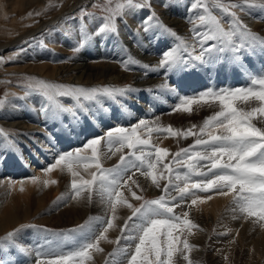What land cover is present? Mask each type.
Masks as SVG:
<instances>
[{
	"label": "snow or ice",
	"instance_id": "snow-or-ice-1",
	"mask_svg": "<svg viewBox=\"0 0 264 264\" xmlns=\"http://www.w3.org/2000/svg\"><path fill=\"white\" fill-rule=\"evenodd\" d=\"M254 7L264 10V0H236L229 3L225 0H194L188 9L193 13L189 18L192 25L189 29L192 43H189L160 21L151 7V0H122L115 8H105L107 14L100 17L103 23L94 32L81 31L78 44L72 50L79 53L93 38L106 34L118 35V19L122 20L137 9L147 8L149 15L140 22L137 30L142 29L144 33L161 30L177 42L161 53L156 66L142 64L128 55L122 61L125 69L142 67L146 75L160 70L168 76L170 73L192 71L197 67L210 69L221 57L239 66L246 55L255 54L257 50L264 53V37L253 32L235 11L239 9L243 12L246 8ZM81 13V19L93 15L84 9H81ZM137 46H140L139 42ZM9 59H15V56ZM0 62H3L2 57ZM248 81V86L221 89L209 87L196 96H179V103L173 111L191 113L193 105L219 103L220 110L206 117L198 131L193 130L195 125L181 130L170 125H150L145 119H140L130 127L118 125L108 128L102 136L88 139L82 148L59 153L55 162L43 171L48 173L57 166H65L72 176L70 188L73 199L83 198V194L87 193L88 201L92 202L96 196L110 208L111 215L106 220L105 217L90 216L83 223L58 232L41 228L42 232L52 233V238L44 237L42 243L38 241L35 244L16 239L17 234L24 229L36 227L21 224L19 228L0 237V250L11 246L26 258L34 254V264H89L93 260V251H103L99 242L107 240L106 233L114 227L117 207L124 206L131 209V215L120 228L121 235L114 241L117 247L109 253L110 259L106 264H123L125 259L127 264H173L174 254L187 252L192 247L187 238H182L181 233L185 230L191 232L197 227L188 219L187 212L183 218L175 215L174 209L178 207L176 202L183 203L191 196L195 197L191 204L196 205L212 198H202L197 195L198 192L231 196L234 213L238 212L244 220L259 223L264 228V126H257L254 122L259 121L264 125V73H250ZM23 87L24 95L18 98L39 96L42 100L39 106L41 115L53 120L68 114L76 119L80 113H89L90 104L99 105L104 98L116 101L133 91L129 86L86 88L36 77H28ZM169 91H175V88ZM65 100L71 102L66 103ZM250 100L259 101V107L246 112L235 106L236 101ZM8 102L7 97H0V107ZM154 134L157 137L166 134L173 138L187 139L193 136L196 139L187 148L171 153V159L165 162L169 149L153 143ZM0 135L8 134L0 130ZM104 146L112 155L121 153L117 164L110 168H105L101 162L102 156L106 155L102 151ZM13 147L14 142L8 140L6 149ZM125 148L127 152L123 151ZM160 166L166 170L167 175L160 170ZM81 167L85 170L94 167L96 170L91 172L90 179H85L76 170ZM133 169L149 178L156 188H161L160 180H165L164 194L155 199H144L132 191L130 185L139 187L133 176L128 175ZM125 176L127 179H124ZM28 179L33 183L39 181L36 176ZM50 183L57 181H43L44 187ZM121 187H127L134 199L142 201L138 207L123 197ZM173 191L174 196L171 195ZM169 196L170 199L167 198ZM64 199L62 194L57 202H63ZM239 218L238 215L233 216V219ZM98 226L102 228L99 234ZM137 239L138 242H135ZM133 242L134 251L129 255ZM183 258L188 260L187 255Z\"/></svg>",
	"mask_w": 264,
	"mask_h": 264
},
{
	"label": "rangeland",
	"instance_id": "rangeland-1",
	"mask_svg": "<svg viewBox=\"0 0 264 264\" xmlns=\"http://www.w3.org/2000/svg\"><path fill=\"white\" fill-rule=\"evenodd\" d=\"M14 1L15 0H0V45H6L3 49L2 48L0 49V57L3 58V62H0V97H7L9 101L3 107H0V120L1 119L4 120L11 113H14L17 111L19 112L21 110H22L23 115H25L24 111L27 109H28L27 114L33 111L40 113L39 106L42 103V100L39 96L32 95L28 97L27 99L18 98V97H23L24 95L25 88L23 87V85L27 83L28 77H36V78L44 79L46 81L63 83V84H68V85L83 86L86 88L98 87V86H110V87L129 86L133 91L135 90V87H133V85L135 84L134 83L135 79H134V75L132 71L136 70V68L132 67L131 70H127L123 67L122 63L120 62L119 64L122 66V71L131 72L130 73L131 76L127 79L117 81V82L113 81L112 79L111 80L107 79V80L101 81L100 83H96V82L73 83V82L64 80L60 77L51 78L50 76H48V72H47L48 68L46 70L43 68L41 72V70H39L40 68L39 69L33 68L34 69L33 70V69H30V67L32 65L33 66L34 65L39 66L40 64L42 65L43 62L46 63L47 65L48 64H51V65L65 64L66 66L67 65L70 66L73 60L75 59V57L80 56L82 54L85 55L87 51L92 48L94 41L105 38V37H113V38L115 37V39H117L119 38V36L123 34H127L129 30L132 28L131 27L132 24H135L134 32L136 34L144 33L142 29H140L139 31L137 29H138V25L140 24V22L147 15H149V10L147 8L137 9L134 11V13H129L122 20L118 19L117 24H118L120 35L119 34L118 35H107L106 34L102 37L93 38L91 42L88 43L87 46L84 47L79 53H74L72 49L73 47L77 46L81 31H85L86 33L94 32L97 29V27H99L103 23L100 17L107 14L105 12V8L106 7L115 8L116 4L122 2V0H70L68 2L69 4L66 3L65 0H42V4L41 2H39L37 5L32 6L33 8L32 7L24 8L21 5L18 6L16 5V3H14ZM53 2L55 5L53 4ZM193 2L194 0H151V7L156 12L160 21L164 25H166L167 27H170L177 33V30L172 25L168 24L167 20L163 18L162 14L167 13V11H171L174 5H178V4H183L189 9L191 3ZM225 2L226 3L236 2V0H225ZM63 4H66V6L64 9L63 17L60 21L53 22L50 25L48 24L45 29H43L42 31L38 33H35L34 35L24 37L20 41L16 40L17 38L22 36V34L27 33L30 29H32L35 23L41 22L43 19L45 20L51 17V15L54 14V12ZM165 4H167L168 6L164 7ZM81 9H84L86 12L92 13L93 15L91 17L85 16L83 17V19H81L82 17ZM249 10L250 8H246L245 11L243 12L239 11V9L235 10L237 11L238 15L241 17L243 22L248 27L249 25L244 21V16H246ZM262 11L264 15V10ZM174 13L177 14L176 12ZM253 32L258 33L257 30H253ZM177 35L180 36L178 33ZM65 44L66 46L69 47V52L67 56L66 55L63 56V52L65 50L62 49L63 51H60L61 50L60 48L61 47L63 48V45ZM88 53L90 52L88 51ZM12 56H15V59L10 60L9 58ZM96 59H99V58H95V60ZM220 59L221 60H218L217 63L214 64L215 66L213 67V69H211L213 65L211 66L210 69L199 67L198 71L196 72L194 76L190 75V71L178 73L179 75H177L176 73H170V77L168 78V80H165V81L162 80L161 85L163 86L161 87L153 86V87L146 88V89L144 87L136 89V91H138L140 95L142 93L145 96V98L139 97L138 101L135 102L136 104H138V106H135V107L142 108V110L138 109V112L140 113V115H142L140 118L145 119L146 121L150 123V125H154V126L167 127L170 125L174 129H181V130L192 128L193 126H187V123H188V120L186 119L187 117L193 118L194 120H191L190 122L191 124L195 125L196 122H200L199 118H204L202 117V115H199L201 110L206 109V111H209L208 114H210L211 116L216 111L220 110V105L218 102L212 103L210 105H193V111L191 113L173 111V108L175 107V105L179 103V96H183V95L196 96L200 92L206 90L209 87L213 88V85H212L213 80L218 74L220 75L221 79L218 78V81H220V83L218 84L217 89H221V88H235V87H241V86H248V83H249L248 75L250 73H264V53H261L259 50H257L255 54L246 55L245 59L242 62V65H239V66L234 65V67L238 69L236 70L238 76L234 79H232L231 76L229 75L231 73L229 69L231 65L233 64L225 60L223 57H221ZM113 60L114 59H112V61ZM223 63L224 65H222ZM219 65H222V66L219 67ZM226 67H229V69L227 68L228 72L226 71ZM241 67H243V69ZM212 75H214V77H211ZM173 87L175 88V91H169V89ZM12 94H15V96H13ZM131 94L132 93H128L126 96L119 97L116 101L112 102L116 107L119 108L118 114L120 115V117L116 120L113 118L117 117V113L114 112L113 114H110L112 116H109V114L104 113L105 108L103 109V107L106 106V102H104L105 101L104 99H101L100 104L98 105L99 107L97 106V104H90L89 113L87 114L80 113L79 116L75 119V124L76 122L78 123V121H80L78 124L81 127L84 125L83 120H86L88 122L90 121L94 124V125L92 124L93 131L91 132L89 130V133L84 134L82 132L83 128H81L77 132L74 130L75 135L77 134L78 135H77L76 140H74L75 145L73 146H76V148H82L83 144L86 143L88 139H91L95 136H102L103 132L100 131L101 128L99 127V125L104 126L107 129L116 127L117 125H115V121L117 120H120L121 122L119 126H124V127L129 126L130 127L132 124H136L140 119L134 120L135 116L130 114L128 109L124 110L123 108L127 104H122V101L126 103L129 102V97L131 96ZM65 102L70 103L71 101L65 100ZM141 102L145 104L141 105ZM129 103L133 104L134 102L130 101ZM235 106L247 112V111H251V109L254 107H259V101H255V100H250L247 102L236 101ZM96 108H102V109L97 111ZM68 119L69 117H60V118L55 119L56 121L53 120L55 121L54 123H56L54 126V129H57L59 131L60 129L59 122H64L63 125H65L66 120ZM49 125H51V123L49 124V119H48V122L46 121L45 123L42 124V126L45 127L47 131L51 129V126L49 127ZM3 126L4 125L0 124V130H3V132L7 133L8 135L7 136L0 135V143H2V149L0 150L1 151L0 152V209H2L6 205V203L14 200L12 199L13 194L19 195L20 193L19 189L21 190V187H22L19 182L25 181L24 177L21 178V176H15L17 174L16 169L21 168V165H19V162L16 160V156L20 157L18 153L16 152L17 148L20 147L23 150H27L26 148L27 142L32 145L33 144L32 140L36 138V136H39V137L42 136L41 133H36L32 137L30 136L27 142L24 143L23 141H20V138L18 137L20 133L15 134L12 131H4L5 128H3ZM76 126L78 127V125ZM195 126L196 127L193 130L198 131L199 130L198 125H195ZM257 126L259 125L257 124ZM71 127H73V123L68 124L66 126V129L67 128L70 129ZM56 133L57 131L55 133H52L54 134L53 137L56 136ZM161 135L165 136L166 134L164 135L161 134ZM161 135H159L158 137H160ZM158 137L155 134L153 135V138H152L153 143L158 144L160 147H165L169 149V156L166 158L165 162L171 159V153H176L181 148H187L189 145H192L194 143L193 142L187 145L183 143V138L171 137L172 138L171 142L173 144L172 143L163 144V143H160V141L157 142L156 139ZM191 137L196 138L193 136ZM8 140H12L15 144V147L11 149H6ZM51 140H52V143L57 145L55 139L52 138ZM169 145L170 147H167ZM67 147L68 149H71V144L68 143ZM61 148H63L61 147V145L57 148L58 150L56 152V155L59 154V151L61 150ZM106 150H107V147L102 149L103 152L104 151L106 152ZM123 151L127 152L128 150L125 148ZM25 153L26 151L22 152V154H25ZM87 154L90 155V152H87ZM120 155L121 153L117 152L115 155H113L114 158L112 157L113 159L111 158L110 161L107 160L106 155L105 156L103 155L101 159L102 165L105 168L112 167L113 165L117 164ZM54 158L56 159V156H50V158L48 159V164L54 163L55 162ZM40 167H42V169L44 168L42 164ZM58 167L57 169L59 170V172H62L60 176L63 175L64 178H67L65 179V181H67L66 184H68V186H66V189L68 190L67 193H70L69 195H71L70 196L71 201L63 200V202L58 203L57 202L58 200L56 201V199H51L47 201L46 203H44L41 208L36 210L37 212L35 211V209L37 208L32 206L31 207L32 214H30L29 216L30 218L28 217L25 221H22L16 225L9 227L7 230L0 232V237L5 236L8 232L12 231L13 229L19 228L21 224L34 225L36 227H30L18 233L16 239L22 242L23 240H25V238L26 240H28L27 237L30 236L31 239H29L28 242H24V243L31 242L35 244L38 241L42 243L44 237L52 238V233L42 232L40 231L41 228H46V229L53 230V232H58L60 230H67V229L73 228L83 223L88 218V217H85L84 219H82V221H79L78 223H76L75 220H72V221L65 220V217L60 218V216L63 215L61 214L62 209H63L62 207L68 204L80 203L79 201L81 200L73 199V194L70 188V182H71L72 176L67 171V168L63 165L58 166ZM12 170L13 172H11ZM76 170H78L80 174L84 176L85 179H90L91 172L95 171L96 169L92 167V168L85 170L84 168L81 167ZM160 170H162L164 174L167 175L166 170H163L162 166H160ZM128 175L133 176V179L136 180V182L139 184L138 188L135 185H130L132 191H135L137 195L142 196L144 199H155L161 196L162 194H164L163 185L164 183H166L165 180H160L161 188H156L154 185H152L150 179L147 180L148 179L147 177H146V180L149 183L145 182L146 180H143V181L140 180V178H142L141 174L139 172H135L134 169L132 170V172H129ZM57 176H58V180L54 179L56 176L52 179V180L57 181V183L56 184L54 183V185L53 183H51L50 186L52 185L56 186L60 184L61 181L59 182V180L60 178L62 179V176L60 178H59V175ZM15 179L20 184L18 185V190H16V192H14L15 190L14 186L12 185L10 186V181H14ZM124 179H127V176H125ZM59 188L60 189L57 191L58 195L56 194V197L54 198H57V196L61 197V195L64 193V192L62 193L63 191V189L61 190L62 187H59ZM154 189L155 190L157 189V190L154 191ZM67 190H64V191H67ZM120 190L123 193V197L126 198L134 207H138L140 203L142 202V201L134 199L131 195V192L128 190L127 187H121ZM172 193L173 194L171 195L174 196L175 195L174 192ZM14 198L16 199V197ZM83 199H85L88 206H90L89 207L90 209H96L94 204L101 203L100 199L96 196L93 197L92 202H89L87 199V193ZM176 203L178 204V202ZM101 205L105 208L104 210H106L105 204L101 203ZM178 207L174 209L175 215H178L181 218H183V214L187 212L189 214L188 219H190L191 221L194 220L193 217H191L192 219L190 218L189 206L184 212L183 210L180 209L179 205ZM126 209L127 210L125 212L128 213L127 216L126 215L124 216V212L121 213V212H118L117 210L116 212L117 219L114 221V224L116 223L117 224L114 229V232L109 233V234L106 233L107 240H102L99 242V245L103 249V251L101 252L93 251L92 252L93 260L89 262V264H106V261L110 259L109 253H111L113 249L117 247L114 241H116V238L121 235L120 228L124 225L123 222L127 219V217L131 215V209L130 210L129 208H126ZM199 210L200 209L196 211L201 213L202 211L201 210L199 211ZM99 213L100 211L98 213L95 212V215H92V217H98ZM109 215H111V212H109ZM100 216L104 217V215L103 216L100 215ZM205 222H206V217L199 219L198 228L200 230L202 229L205 231L207 230L206 232L208 233V236H211V238L217 237V236H214L215 234H217V231H218L217 226H212L210 227V230H208ZM101 230L102 228L98 226L97 234H99V231ZM116 232L118 233L115 234ZM206 232H204L205 235H206ZM21 233L25 235L24 238L23 236L22 238H18V235L19 234L21 235ZM217 235H222V234H217ZM108 241H113V243H108ZM135 242H138V239ZM135 242H133L132 247L129 250V255L131 254V251H134ZM107 244H110L109 248ZM189 244L191 245L190 242ZM121 246H123V243L121 244ZM180 247L182 248V244L180 245ZM201 247H202L201 245L199 246V245L194 244L187 252H178L174 254L173 264H237L234 261H232L229 257L226 258V255H224L222 259L220 258V260L215 263L207 262L206 259H204V257H202L200 254L203 252ZM184 255L188 256V260H185L183 258ZM215 255L218 256V254H215ZM32 260H34V254H33V257L28 259L23 254L19 253L15 248H12L11 246L3 247L2 250H0V264H11V262L13 261L15 262V264H34V261ZM123 264H127L126 259L123 261Z\"/></svg>",
	"mask_w": 264,
	"mask_h": 264
},
{
	"label": "bare ground",
	"instance_id": "bare-ground-1",
	"mask_svg": "<svg viewBox=\"0 0 264 264\" xmlns=\"http://www.w3.org/2000/svg\"><path fill=\"white\" fill-rule=\"evenodd\" d=\"M65 1L66 3H68L70 0H65ZM39 2H41L42 4V0H15L14 1L16 5L18 6L21 5L24 8L25 7L30 8L32 6H35ZM65 6L66 4L61 5L59 8L57 7L58 9L54 12V14L51 15V17L45 20L43 19L41 22L35 23L34 24L35 26L33 25L32 29H30L27 33L22 34V36L20 37L18 36L19 38H17L16 40L20 41L24 37L34 35L35 33H38L42 31L43 29H45L48 24L50 25L53 22L60 21L63 17ZM174 12H176L177 14H175ZM162 15H163V18L167 20L168 24L172 25L177 30V33L180 36H182V38H184L185 40H188L189 43H192L191 33L189 31L192 25L189 23V18L193 16V13H190L188 11V8L185 5L183 4L174 5L171 11H167V13H164ZM244 21L249 25V28L252 29V31L257 30L258 35L264 36V22H263L264 15H263V11L260 8H255V7L250 8L249 12L246 14V16H244ZM134 25L135 24L131 25L132 28L129 30L127 34H123L119 36V38L117 39H115V37L114 38L105 37V38L94 41L92 48L88 50L90 53H88L87 51L85 55L82 54L80 56L75 57L74 60L72 59L73 62L70 66L68 65L66 66L65 64L63 65L48 64L47 65L46 63L43 62L42 65L40 64L39 66L32 65L30 69L40 68L39 70H41L42 72L43 68L45 70L48 68V71H47L48 76H50L51 78L60 77L64 80H67L73 83H81V82L100 83L101 81L107 80V79L109 80L112 79L113 81L117 82V81L127 79L131 76L130 74L131 72L129 71L123 72L122 66L119 64V62L122 63L124 59H127L126 56L131 55L135 59L141 61L142 64H149L150 66L154 67L158 64L159 59L161 58V53L164 50L168 49L169 47L174 46V44L176 43V40L174 37L168 35L167 33L162 32L161 30H154V32L136 34L134 32ZM138 42L140 43L139 47L137 46ZM5 46L6 45H0V49L1 48L3 49ZM60 49H61L60 51H63V50L67 51V52L65 51L63 52V56L64 55L67 56L69 52V47L66 46L65 44L63 45V48L61 47ZM95 58H99V59L95 60ZM112 59L114 60L112 61ZM231 67H230L231 73L229 75L231 76L232 79H234L238 76L237 71H236L238 69L235 68L234 65H231ZM135 68L136 70L132 71L134 75V79H135L134 81L135 84L133 85V87H135V90L133 92H130L132 94L129 97V102L133 101L134 103L131 104L129 102L126 103L122 101V104H127L126 106L123 107L124 110L128 109L130 114L135 116L134 120L141 119L140 117L142 116L138 112V109L142 110V108L135 107V106H138V104H136L135 102L138 101L139 97L145 98L144 94L141 93L140 95L139 92L136 91V89L141 88V87H144L146 89V88H150L153 86L161 87L163 86L161 85L162 80L164 81L168 80V78L170 77V74L168 76H165L163 71H160V70L148 72V74L146 75L145 74L146 70L143 69L142 67H135ZM211 77H214V75H212ZM218 78H220L219 74L213 80L212 85H213V88L215 89H217L218 84L220 83V81H218ZM104 100H105L104 102H106V106L103 107V109L105 108L104 113L109 114V116H112L110 114H113L115 112L117 113V117L115 118L112 117V118L115 120L118 119L120 117V115L118 114L119 108L116 107L112 103L113 100L106 99V98H104ZM144 104L145 103L141 102V105H144ZM96 109L97 111H99L102 108H96ZM27 112H28V109L24 111L25 115H23L22 110L19 112L17 111V112H14L8 115L6 119L0 120V124L4 125L3 126V128H5L4 131H12L15 134L20 133L18 137L20 138V141H23L24 143L27 142L30 136L32 137L36 133L42 134L41 137L36 136V138L32 140V143H33L32 145L28 142L26 143L27 150H23L20 147L17 148L16 152L18 153L20 157L16 156V160L19 162V165H21V168L16 169L17 174L15 176H21V178L24 177L25 181L19 182L22 186L21 188L23 189L22 191L19 189V192H20L19 195L13 194L12 199L14 200L8 203L5 202L6 205L2 209H0V232L7 230L9 227L16 225L22 221H25L30 216V214H32L31 213L32 206L37 208L35 209L36 211L39 208H41L44 203H46L47 201L51 199H56L57 201L59 197L58 196L57 198H54V197H56L57 191L60 189L59 187H62L61 190L63 189L62 193L64 192L63 193V196L65 197L64 200L71 201V197H70L71 195H69L70 193H67L68 190L66 189V186H68V184H66L67 181H65V179L67 178H64L63 175H61L62 179L60 178L61 177L60 174H62V172H59L57 168L53 169V171L48 172V173H45L43 170L48 167L49 165L48 159L50 158V156L57 157L56 152L58 150L57 148L60 145L63 148H61L59 153L67 152L68 150L70 151L71 149L74 150V148H76V146H73V145H75L74 140H76L78 134L75 135L74 130L77 132L78 130L83 128L82 132L84 134L89 133V130L91 132L93 131L92 127L94 124L92 122L83 120L84 125L80 127V125L78 124L80 121H78V123L76 122L75 124V119L72 118L70 114L63 116V117H69V119L66 120L65 125H63L64 122H59L60 129L58 131L57 129H54V126L56 124L54 122L56 120L53 121V119L51 118H45L44 116L41 115V113H38L35 111L28 113V114ZM208 112L209 111H206L205 109V110H201V112L199 113V115H202V117L204 118H199L200 122L195 123V125H198V128L202 125V122L204 121L206 116L207 117L210 116ZM48 119H49V124L51 123V125H49V127L51 126V129L49 131H47V129L42 126L43 123H45L46 121L48 122ZM186 119L188 120L187 126L194 125V124H191L190 122L191 120H194L193 118L187 117ZM254 122H256L259 126H264V125H261L259 121H254ZM72 123H73V127H71L70 129L68 128L66 129V126ZM120 124H121L120 120L115 121V125L118 126ZM76 125H78V127ZM99 127L101 128V130L100 129L99 130L103 133L107 130V128H105L104 126L99 125ZM56 131H57L56 136L53 137L54 134L52 133H55ZM52 138L56 140L57 145L52 143V140H51ZM204 138H207V137L205 136ZM195 139L196 138H192L191 136H189L187 139H183V143L188 145V144L193 143ZM156 140L157 142L160 141V143H163V144L172 143L171 142L172 138L166 135L165 136L161 135ZM68 143L71 144V149H68L67 147ZM167 147H170V145ZM1 149H2V143H0V150ZM24 151H26V153L22 154V152ZM105 153H106L107 160L110 161L113 155L107 150ZM41 164L44 166L43 169L42 167H40ZM202 170H206V169H202ZM11 172H13V170ZM57 175H59V178H60L59 182L61 181L60 184L56 186H53L54 185L53 184L52 186H50L51 185L50 183L45 189L43 185V181L44 180L51 181L55 176L56 177L54 179L58 180ZM31 176L38 177L39 181L37 183H33L31 180L28 179ZM141 177L142 178H140V180L142 181L146 180V177L142 175ZM147 180H149V178ZM147 180L145 182H148ZM19 183L18 181H16V179L14 181H10V186L12 185L15 188L14 192L18 190V185H20ZM180 186L181 187L183 186L182 182ZM64 190H67V191H64ZM156 190L154 189V191ZM85 195L86 193L83 194V198ZM197 195L201 196L202 198L207 197V196H211L212 198L210 200H205V202L203 203L198 202L196 205L191 204V200L195 198L191 196L188 197L183 203H181L180 201H177L178 205L180 206V209L183 210V212L186 211L187 207L189 206L190 218L191 217L194 218L192 222L197 226L196 228H193L191 232H188L187 230H185L183 233H181L183 238H187V240L191 243V245L192 244L199 245V246L201 245L202 246L201 249L203 250V252L200 254L202 257H204V259H206L207 262L215 263L219 261L220 258L222 259L224 255H226V258L229 257L232 261H234L237 264H264V228H261L259 226V223L254 224L250 220H244L243 216L239 214L238 212L234 213L233 208L235 206L231 203V196H221V195H218L216 192H207V193L198 192ZM14 197H16V199ZM83 198H77V200H81L79 201L80 203L68 204L62 207L63 209H62L61 214L63 215H61L60 218L65 217V220H70V221L75 220L76 223H78L79 221H82V219H84L85 217H90L92 215H95V212L98 213L100 211V213L98 214L99 215L98 217H101L100 215L102 216L104 215L105 220H106V217L109 215V212H111L109 207L105 205L106 210H104L105 208L101 205V203H96L94 204L96 209H90L89 208L90 206H88L85 199ZM126 208L127 207H124V206H118L117 210L118 212H121V213L124 212V216L125 215L127 216L128 213L125 212L127 210ZM198 209H200L202 212L201 213L197 212L196 210ZM234 215H238L240 218L233 219ZM203 217H206L205 223H206L208 230H210V227L212 226H217L218 228V229L216 228L218 230L217 234H222V235L215 234L214 236H217V237L211 238V236H208V233L206 232L207 230L206 231L203 229L200 230L198 228V222H199V219H202ZM116 224H114L113 228L108 230L107 234L114 232ZM204 232H206V235L204 234ZM117 233L118 232H116L115 234ZM22 236L24 238L25 235L21 233V235L20 234L18 235V238H22ZM27 239L29 240L31 239V237L29 236L27 237ZM28 240H26L25 238V240H23L22 242H28ZM107 245L109 248L110 244H107ZM215 254H218V256H216Z\"/></svg>",
	"mask_w": 264,
	"mask_h": 264
}]
</instances>
